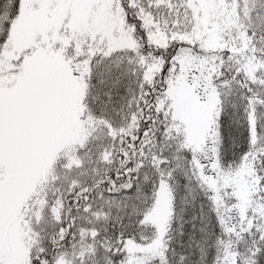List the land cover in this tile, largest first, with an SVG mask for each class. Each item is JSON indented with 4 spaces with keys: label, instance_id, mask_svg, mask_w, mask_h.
<instances>
[{
    "label": "snow or ice",
    "instance_id": "6c2138e0",
    "mask_svg": "<svg viewBox=\"0 0 264 264\" xmlns=\"http://www.w3.org/2000/svg\"><path fill=\"white\" fill-rule=\"evenodd\" d=\"M0 264H264V0H0Z\"/></svg>",
    "mask_w": 264,
    "mask_h": 264
}]
</instances>
